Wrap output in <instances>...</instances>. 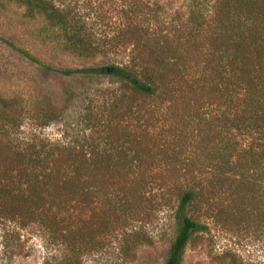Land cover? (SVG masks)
Listing matches in <instances>:
<instances>
[{
    "label": "trees",
    "instance_id": "trees-1",
    "mask_svg": "<svg viewBox=\"0 0 264 264\" xmlns=\"http://www.w3.org/2000/svg\"><path fill=\"white\" fill-rule=\"evenodd\" d=\"M17 1L58 29L69 54L93 63L55 68L0 35L4 47L64 79L89 83L110 77L118 89L95 91L110 94V101L86 97L82 102L88 100L89 122L100 121L90 128L103 132V148L90 136L79 144L41 140L35 130H24L26 121L48 124L61 117L46 110L39 111L41 118L30 116L17 98L0 95V227L4 236L37 226L63 249H99L103 237L99 241L97 236L109 235L111 226H116L112 220L119 221L117 216L136 215L142 202L155 205L156 195L154 200L149 198L151 183L157 185L156 191H163L164 205L170 206L175 220V238L164 264H183L194 234L206 230L189 215L206 194L209 217L221 216L218 200L228 199V207L248 217L256 212L264 223V0H188L180 24L164 22L169 32L132 21L113 43L98 39L90 13L75 6L56 0ZM129 2V11L142 16L144 3ZM152 13L156 9L147 15ZM121 53L127 54V61L109 66L98 61ZM67 91L72 93L71 88ZM148 103L158 107L148 109ZM205 103L208 113L202 112ZM180 104L187 108L185 117L176 114ZM162 107L171 109L184 128H194V134L186 132V136L185 129L179 131L181 138L175 136L163 149L152 125L154 119H161L154 115ZM127 117L137 124L124 126ZM155 154L173 164L200 163L199 169L150 175L146 157L154 163ZM84 210L90 211L87 220L81 218ZM131 235L141 238L136 232Z\"/></svg>",
    "mask_w": 264,
    "mask_h": 264
},
{
    "label": "rangeland",
    "instance_id": "rangeland-1",
    "mask_svg": "<svg viewBox=\"0 0 264 264\" xmlns=\"http://www.w3.org/2000/svg\"><path fill=\"white\" fill-rule=\"evenodd\" d=\"M56 1L71 8L75 6L82 13H90V21L95 24L98 33L97 38L107 43L119 40L118 35L123 26L132 21L144 27L149 25L152 29L163 27V33L169 32V28L163 26L164 22L168 24L172 20L174 24H180L182 18L186 17L188 6V0H141L145 7L144 13L142 16H134L129 11V0ZM155 9L157 13L147 15V12ZM0 35L42 63L55 68H77L93 63L78 60L69 54L63 47L58 29L52 28L42 14H30L17 0H0ZM126 55L109 54L106 58H98V61L103 60V64L109 66L127 61ZM117 85L110 77L93 79L89 83L80 79H64L32 64L0 43V95L7 99L17 98L25 108L23 111L29 112L30 116L39 115V111L46 110L61 117L60 121L54 120L48 124H42V120L37 119L26 121L24 130H35L36 136L43 141L79 144L87 142L86 139L90 136L102 148L106 147L102 140L103 132L90 128L93 123L98 125L99 119L89 122L85 111L88 100L82 102L86 97H97L100 102L110 101V94L96 95L95 91L118 89ZM69 88L71 94L67 91ZM86 88L88 94L83 95ZM154 107L158 106L148 103V109ZM208 107L205 103L202 112L207 109L209 111ZM186 109L180 104L175 111L178 116L185 117ZM39 116L41 118V114ZM154 117L161 118L152 122L156 133L159 132L156 140L161 149L167 142L181 138L179 131L185 129L182 132L185 136L186 132H194L193 127L184 128L183 121L174 118L169 108L167 110L162 107ZM207 119L209 120V114ZM143 121L144 119L139 123ZM122 123L130 127L137 124L130 117ZM196 154L200 155L199 152ZM146 160L149 163L145 168L150 175V172L165 174L171 170L174 172L175 169L198 171L200 165L197 163L189 167L173 164L169 160H161L159 154L154 155V163L148 157ZM201 168L203 169L202 165ZM149 185L153 189L149 198L154 200L152 198L156 195V206L142 202L136 209V215L124 219L117 216L119 221L112 220L116 222L115 227L111 226L113 231L109 235L97 236L99 241L103 237L99 249H63L37 226H31L17 234L9 232L5 236L0 227V264H68L70 261L78 264H164L175 238V220L170 206L164 205L163 191H156L155 183ZM206 197L205 200H199L189 212L192 218L205 225L206 230L194 234L186 248L183 264H264V223L258 219L257 213H253L251 217L243 216L238 210L228 207V199H225L218 200L216 205L223 214L209 217V194ZM89 217L90 211L84 210L81 218L87 220ZM132 232L140 234L141 238L135 240Z\"/></svg>",
    "mask_w": 264,
    "mask_h": 264
}]
</instances>
